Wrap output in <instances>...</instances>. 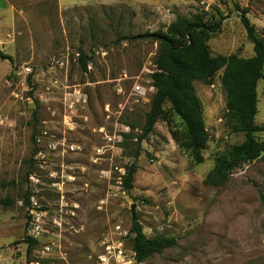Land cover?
Here are the masks:
<instances>
[{
	"label": "rangeland",
	"instance_id": "374dc122",
	"mask_svg": "<svg viewBox=\"0 0 264 264\" xmlns=\"http://www.w3.org/2000/svg\"><path fill=\"white\" fill-rule=\"evenodd\" d=\"M48 1L37 7L47 8ZM50 5L48 35L40 28L34 43L25 37L17 45L18 53L6 45L12 62L0 57V264H97L100 239L116 223L132 230L135 216L146 236L173 237L177 245L133 264H264V158L243 164L223 186L205 183L216 158L244 140L221 72L195 85L209 133L202 164L182 147L184 124L168 107L138 141L156 92L149 69L159 47L144 35L166 31L178 15L200 13L222 19L208 42L213 56L249 58L254 46L241 15L247 12L264 40V0ZM76 54L88 57L86 70ZM135 82L146 88L143 95L135 94ZM257 91L256 123L263 126L264 80ZM125 127L130 139H105ZM257 136L264 141V131ZM132 165L128 190L123 181ZM33 201L45 215L37 239L29 236ZM14 249L19 252L12 255Z\"/></svg>",
	"mask_w": 264,
	"mask_h": 264
},
{
	"label": "trees",
	"instance_id": "16d2710c",
	"mask_svg": "<svg viewBox=\"0 0 264 264\" xmlns=\"http://www.w3.org/2000/svg\"><path fill=\"white\" fill-rule=\"evenodd\" d=\"M246 13L245 11L241 15V21L254 46V55L249 58L238 54L213 56L208 42L220 31L222 19H207L200 13L191 17L178 15L166 31L159 30L144 35L156 41L159 47L154 60L156 72L152 75L156 92L150 111L145 116L139 142L151 134L159 120L166 117L168 107L184 124L182 147L195 164H202L209 133L195 84L206 85L221 72V83L226 92L229 109L237 117L238 131L244 134V140L230 148L225 155L216 158L213 169L205 179L206 184L215 187L225 185L230 175L243 164L264 158V141L257 136L264 131V125L259 126L256 123L257 88L259 82L264 80V40L257 35ZM0 57L12 62V58L1 50ZM79 60L82 68L86 70L88 57L81 54ZM125 136L127 139L131 138V135ZM135 173L136 167L132 165L124 177L125 189L133 187ZM29 200L30 194L27 192L25 204H29ZM31 242L36 241L33 239ZM131 242L138 263L177 245V240L173 237L146 236L137 216L132 220ZM30 251L31 249L28 253ZM26 264L31 262L27 261Z\"/></svg>",
	"mask_w": 264,
	"mask_h": 264
},
{
	"label": "built area",
	"instance_id": "2783aa9c",
	"mask_svg": "<svg viewBox=\"0 0 264 264\" xmlns=\"http://www.w3.org/2000/svg\"><path fill=\"white\" fill-rule=\"evenodd\" d=\"M79 58V54H76ZM64 61L60 62L63 66ZM150 73L153 75L156 72V67L153 65L149 69ZM145 87L141 82H135L134 91L137 95H143L145 92ZM124 107L119 105L116 111L115 117L118 118L121 115V109ZM108 120L111 119V108L109 105L105 107ZM124 134L130 132L129 127L123 129ZM124 134L114 133L113 137H105L108 142H120L123 139ZM44 211L42 206L33 201L31 203L28 219H29V236L37 239L42 233V221L44 219ZM132 230L130 227L125 226L123 223H116L113 225L111 231L100 239L99 252L97 254V264H133L136 262V254L134 252L132 242H131ZM49 251V248H46ZM19 252V249H14L11 253L12 255Z\"/></svg>",
	"mask_w": 264,
	"mask_h": 264
},
{
	"label": "crops",
	"instance_id": "0c3cea01",
	"mask_svg": "<svg viewBox=\"0 0 264 264\" xmlns=\"http://www.w3.org/2000/svg\"><path fill=\"white\" fill-rule=\"evenodd\" d=\"M40 2L41 0H0V50L4 54L11 57V54L6 53V45H10L7 47L13 51L19 43H25V37L30 38V43H34L33 37L38 36L40 28L43 32L46 28L48 35L49 22L52 26L54 22L53 6L49 7V2L51 4L53 0H49L47 8L41 10L37 7Z\"/></svg>",
	"mask_w": 264,
	"mask_h": 264
}]
</instances>
